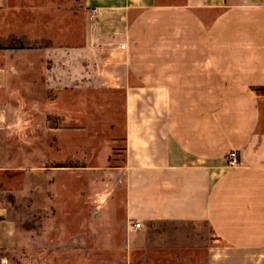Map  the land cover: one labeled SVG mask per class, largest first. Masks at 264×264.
<instances>
[{
    "label": "crops",
    "instance_id": "1",
    "mask_svg": "<svg viewBox=\"0 0 264 264\" xmlns=\"http://www.w3.org/2000/svg\"><path fill=\"white\" fill-rule=\"evenodd\" d=\"M84 4L82 43L45 47L61 63L30 77L123 95V254L111 263L264 264V0ZM22 70L1 61L0 85ZM21 236L0 205V250ZM112 240L105 235L106 255Z\"/></svg>",
    "mask_w": 264,
    "mask_h": 264
},
{
    "label": "rangeland",
    "instance_id": "2",
    "mask_svg": "<svg viewBox=\"0 0 264 264\" xmlns=\"http://www.w3.org/2000/svg\"><path fill=\"white\" fill-rule=\"evenodd\" d=\"M85 18L84 0L0 4V45H24L0 48L11 50L0 62L23 69L0 85V205L22 233L17 247L0 250V264H115L110 257H122V93L72 86L66 76L63 88L44 83V76L31 81L43 75L40 66L61 63L52 52L45 55V47L82 43ZM61 61L73 65L71 57ZM197 232L202 240L214 238L204 223ZM105 235L115 240L107 255Z\"/></svg>",
    "mask_w": 264,
    "mask_h": 264
},
{
    "label": "built area",
    "instance_id": "3",
    "mask_svg": "<svg viewBox=\"0 0 264 264\" xmlns=\"http://www.w3.org/2000/svg\"><path fill=\"white\" fill-rule=\"evenodd\" d=\"M120 47L124 48V44H121ZM227 162H228V164L230 166H233V165L237 164L238 159H237V154H236L235 151H230L228 153V161ZM132 225L134 227L138 228V227H140L141 223L139 221H135V222L132 223Z\"/></svg>",
    "mask_w": 264,
    "mask_h": 264
},
{
    "label": "trees",
    "instance_id": "4",
    "mask_svg": "<svg viewBox=\"0 0 264 264\" xmlns=\"http://www.w3.org/2000/svg\"><path fill=\"white\" fill-rule=\"evenodd\" d=\"M2 47H8V48H23L24 45H22V44H14V45H12V43H11V45H8V46L0 45V48H2ZM257 90H264V87H259V88H257Z\"/></svg>",
    "mask_w": 264,
    "mask_h": 264
}]
</instances>
